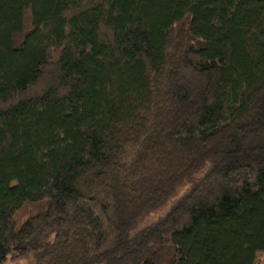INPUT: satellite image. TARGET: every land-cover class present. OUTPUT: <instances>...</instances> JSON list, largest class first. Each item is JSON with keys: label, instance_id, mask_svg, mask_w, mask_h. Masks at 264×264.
I'll return each mask as SVG.
<instances>
[{"label": "trees", "instance_id": "trees-1", "mask_svg": "<svg viewBox=\"0 0 264 264\" xmlns=\"http://www.w3.org/2000/svg\"><path fill=\"white\" fill-rule=\"evenodd\" d=\"M17 259L264 263V0H0Z\"/></svg>", "mask_w": 264, "mask_h": 264}, {"label": "rangeland", "instance_id": "rangeland-1", "mask_svg": "<svg viewBox=\"0 0 264 264\" xmlns=\"http://www.w3.org/2000/svg\"><path fill=\"white\" fill-rule=\"evenodd\" d=\"M171 203V202H170ZM168 203V205L170 204ZM167 208V205L162 208L161 210H159L158 212L151 214L146 221L150 222L152 220H154L155 218H157L159 215H161L162 212L165 211V209ZM7 264H29V259H17V260H13V261H8ZM261 264H264L263 262Z\"/></svg>", "mask_w": 264, "mask_h": 264}]
</instances>
